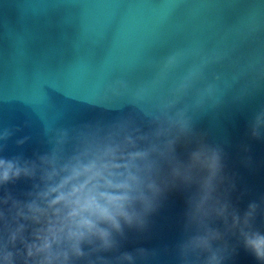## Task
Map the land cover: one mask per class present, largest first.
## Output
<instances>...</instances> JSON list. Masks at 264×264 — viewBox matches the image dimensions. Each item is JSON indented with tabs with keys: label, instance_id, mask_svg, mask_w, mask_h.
Here are the masks:
<instances>
[{
	"label": "clouds",
	"instance_id": "9594fccd",
	"mask_svg": "<svg viewBox=\"0 0 264 264\" xmlns=\"http://www.w3.org/2000/svg\"><path fill=\"white\" fill-rule=\"evenodd\" d=\"M198 55L195 49L171 52L156 76L135 88L123 79L107 84L93 107L114 113L109 118L64 126L41 115L46 147L31 157L3 155L10 142L22 149L32 141L20 134L30 120L0 127V264H157L156 249L121 248L129 232L148 230L150 217L177 189L187 195L176 264H227L238 246L264 264V196L243 213L233 206L236 185L225 174L223 149L204 141L189 114L212 94L211 85L197 86L221 57L190 63L159 94L170 75ZM249 127L253 139L264 138V106ZM181 146L186 158L177 152ZM20 180L31 183L18 196L8 185Z\"/></svg>",
	"mask_w": 264,
	"mask_h": 264
},
{
	"label": "water",
	"instance_id": "95a60500",
	"mask_svg": "<svg viewBox=\"0 0 264 264\" xmlns=\"http://www.w3.org/2000/svg\"><path fill=\"white\" fill-rule=\"evenodd\" d=\"M183 49L200 55L172 73L159 94L190 63L221 57L197 86L211 85L212 94L189 114L204 141L223 149L225 174L236 185L230 199L243 213L264 196V138L253 139L249 127L264 106V0H0V127L32 124L20 133L31 134L32 141L22 149L10 142L3 155L23 151L31 157L45 149L41 115L64 126L109 118L114 113L93 107L107 84L147 83L166 56ZM194 101L190 93L186 102ZM177 152L186 158L182 146ZM30 183L8 188L20 196ZM186 195L170 191L148 230L129 232L121 251L156 249L157 264H176ZM255 223L262 226L259 216ZM227 264L258 262L238 246Z\"/></svg>",
	"mask_w": 264,
	"mask_h": 264
}]
</instances>
